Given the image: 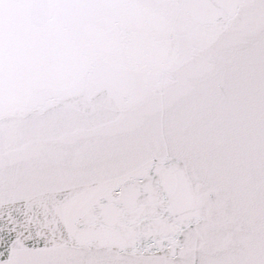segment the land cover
Returning a JSON list of instances; mask_svg holds the SVG:
<instances>
[{"label":"snow or ice","instance_id":"snow-or-ice-1","mask_svg":"<svg viewBox=\"0 0 264 264\" xmlns=\"http://www.w3.org/2000/svg\"><path fill=\"white\" fill-rule=\"evenodd\" d=\"M0 264H264V0H0Z\"/></svg>","mask_w":264,"mask_h":264}]
</instances>
